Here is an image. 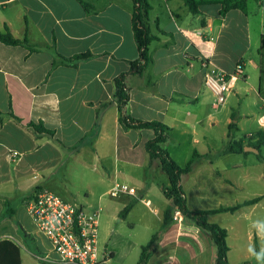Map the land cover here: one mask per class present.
<instances>
[{
	"label": "crops",
	"instance_id": "crops-1",
	"mask_svg": "<svg viewBox=\"0 0 264 264\" xmlns=\"http://www.w3.org/2000/svg\"><path fill=\"white\" fill-rule=\"evenodd\" d=\"M85 1L87 8L80 0H0V34L27 41L0 42V200L9 201L14 210V217H4L6 208L0 201V241L9 239L19 246L22 264H48L42 260L47 250L35 238L25 201L36 189L58 194L61 187L54 183L62 170L97 174L98 182L141 190V198L126 193L117 197L125 207L131 206L126 218L121 212L119 216L125 220L136 211L151 214L154 224L141 220L151 238L161 230L170 205L163 193H155L157 175L163 171L159 161L150 163L146 150L154 131L123 126L114 99L115 79L128 73L130 63L140 56L133 0ZM199 1L200 13L195 15L182 0H147V23L155 37L151 62L142 76L127 78V113L139 121L166 125L170 130L162 147L180 166H186L195 152L200 155L183 178V188L185 178L195 175L190 185L199 191L208 184L210 191L221 190L233 200L206 209L186 195L191 210H216L259 198L252 206L214 214L209 220L219 224L218 216L230 215L251 221L247 240L254 264H264V144L258 153L225 152L235 136L229 135L233 116L235 133H244L239 140L244 147L264 131L259 55L264 0H249L245 11L232 9L225 15L221 0ZM80 54L92 57L75 64L73 58ZM57 55L68 62L55 64ZM203 60L227 73L244 64V77L232 83L226 103L217 104L205 88ZM31 123H42L61 144L38 137ZM251 153L257 156L253 160ZM211 158L217 160H207ZM129 225L136 228L133 221ZM227 230L230 264H248L235 257L237 239ZM110 252L112 257L102 264L117 257L115 250ZM215 256L210 234L181 216L164 230L148 264H214Z\"/></svg>",
	"mask_w": 264,
	"mask_h": 264
},
{
	"label": "trees",
	"instance_id": "trees-1",
	"mask_svg": "<svg viewBox=\"0 0 264 264\" xmlns=\"http://www.w3.org/2000/svg\"><path fill=\"white\" fill-rule=\"evenodd\" d=\"M190 9V11L197 15L200 13V1L199 0H182ZM249 0H221L222 9L221 14L225 15L232 9H240L242 11L246 10ZM84 7H88L89 3L85 0H80ZM133 31L135 35V40L139 50V59L131 62V68L128 73L121 74L115 79V92L114 99L118 104L120 111V122L126 128L133 129H149L154 131V137L151 139L147 145L146 150L148 152L150 163L154 161H159L162 171L167 175L169 180V186L166 187L163 192L166 199L169 200L170 205L163 213V224L160 231L156 232L149 243L142 247L140 259L137 264H148L151 257L156 251V248L161 240V236L164 230L174 221V212L176 210L180 211L181 214L190 222L196 224L211 236L212 241L216 245V256L214 259V264H230L228 259V253L230 247L228 245V230L216 223H212L209 217L214 214L219 213H234L239 209L247 206H252L259 202V198L251 199L243 203H239L233 207H221L216 210H201L195 209L191 210L188 207L186 193L182 186L183 178L188 175L193 170L194 163L196 159L200 158V155L195 152L192 159L186 164V166H180L169 154V152L162 147V145L167 141L169 135V128L159 122H143L134 119L127 113V106L130 101V88L127 85L128 76H142L151 62L150 58V45L154 41L155 37L151 34L150 28L147 23V18L151 6L147 0H133ZM0 42L7 45H26V40H16L11 34H0ZM260 55V72H261V84H264V35L261 39V45L259 48ZM92 57L90 54H80L73 58L75 64L88 60ZM68 60L57 55L55 64L67 63ZM1 115V112H0ZM237 118L232 117V123L229 125V135L230 138L233 136V131L237 128ZM29 128L38 136H46L51 140L56 141L55 133L49 129H46L44 125L31 123ZM257 140L251 139L248 143L249 147L261 149L264 144V131L258 132L256 134ZM226 153H243L248 154L244 151V144L241 141H233L229 144V147L225 151ZM261 154V153H260ZM260 154L258 156L260 157ZM40 189H36L34 194ZM32 194V195H34ZM1 203L6 208L4 217H14V210L11 208V203L7 200L1 199ZM130 210V207H125L121 211L120 216H124ZM24 234V233H23ZM24 236H26L24 234ZM0 264H22L20 248L17 244L9 239L0 241Z\"/></svg>",
	"mask_w": 264,
	"mask_h": 264
},
{
	"label": "rangeland",
	"instance_id": "rangeland-1",
	"mask_svg": "<svg viewBox=\"0 0 264 264\" xmlns=\"http://www.w3.org/2000/svg\"><path fill=\"white\" fill-rule=\"evenodd\" d=\"M233 134L235 135L233 141L238 142L240 139H243L244 133H235V131H233ZM233 141H231L230 144ZM250 155L252 160L257 157L253 153ZM207 160L214 161L217 159L211 158ZM157 176L159 181V189H157L155 193L158 194L159 197H162L161 194H164L163 190L166 188L165 186H169V180L167 175L163 172H160ZM194 176L195 175L187 176L184 183V191L192 203H196L198 201L200 206L209 209L220 206L221 204V206H225V204H230V202L233 201L229 197L221 195V193H223L221 190L215 189L210 191L211 186H208V184L206 186L201 185L202 187H205V190L199 191L194 187L193 184V186L190 185L193 181L192 179H194ZM58 177L60 180L54 183L56 186L61 187L60 190L57 191L59 192L58 194H61L63 197H65L68 202L83 206L89 212L98 211L100 213V253L106 257L107 260L112 257L110 252L111 250H115L117 253V257L113 260H110L107 264H137L141 255L142 247L147 245L151 238L150 235L145 233L143 227L141 226L143 224L141 220H150L154 224L156 219L152 217L151 214H145L143 212L136 211L131 217L123 220L119 216V213L125 208L124 203L119 198H112L108 194V191L114 184H112L110 181H105L104 183L98 182L99 175L97 174L84 175L79 172L70 174L66 172V170H62L58 174ZM211 185H213V183ZM198 192L201 194L198 195ZM141 193V190H137L135 196L141 198ZM199 196L201 198H199ZM129 204H131V202ZM11 206L13 207V205ZM129 207L131 206L129 205ZM126 216L127 214H125L123 218H126ZM132 221L136 225L135 229H132V227L129 225L132 223ZM216 222L229 228L233 239H237L238 245L234 250L235 257L240 259L243 258L242 260L248 264H254L255 259L252 255L253 249L247 240V236L251 228V221L236 220L230 215H220L216 218ZM36 235L37 236H35V238L38 241L44 243V248L48 250L50 257L56 258L55 253L50 252L51 247L49 246L47 240L39 233H36ZM22 251L25 253L23 248Z\"/></svg>",
	"mask_w": 264,
	"mask_h": 264
},
{
	"label": "built area",
	"instance_id": "built-area-1",
	"mask_svg": "<svg viewBox=\"0 0 264 264\" xmlns=\"http://www.w3.org/2000/svg\"><path fill=\"white\" fill-rule=\"evenodd\" d=\"M207 72L205 88L214 96L217 104H224L232 90V83L244 77V64L239 63L233 73L211 67L210 62H202ZM16 154V153H15ZM121 193L135 195L136 190L125 184H115L108 194L117 198ZM27 213L35 231L49 243L42 260L48 264H102L106 257L99 248L100 213L89 212L83 206L64 200L50 189L42 188L25 201ZM181 216L174 212V221Z\"/></svg>",
	"mask_w": 264,
	"mask_h": 264
},
{
	"label": "water",
	"instance_id": "water-1",
	"mask_svg": "<svg viewBox=\"0 0 264 264\" xmlns=\"http://www.w3.org/2000/svg\"><path fill=\"white\" fill-rule=\"evenodd\" d=\"M244 151L245 152H254V153H258V150L256 148L253 147H244Z\"/></svg>",
	"mask_w": 264,
	"mask_h": 264
}]
</instances>
